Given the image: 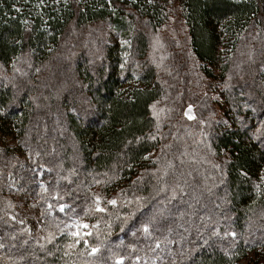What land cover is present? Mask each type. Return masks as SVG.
I'll return each instance as SVG.
<instances>
[{"label": "trees", "instance_id": "trees-1", "mask_svg": "<svg viewBox=\"0 0 264 264\" xmlns=\"http://www.w3.org/2000/svg\"><path fill=\"white\" fill-rule=\"evenodd\" d=\"M175 13L179 78L161 79L141 26ZM262 24L264 0H0V264H264ZM71 27L96 40L36 114L31 74Z\"/></svg>", "mask_w": 264, "mask_h": 264}, {"label": "rangeland", "instance_id": "rangeland-1", "mask_svg": "<svg viewBox=\"0 0 264 264\" xmlns=\"http://www.w3.org/2000/svg\"><path fill=\"white\" fill-rule=\"evenodd\" d=\"M98 28L97 26L93 27ZM92 28V29H93ZM143 28L144 33L146 34V37L149 42L150 46V53L148 55L149 59L156 60L153 62V65H158L157 63H160L164 69L163 72H161V79L163 76H166L167 73H171L169 77H171L174 80H177L179 77H175L173 74V71L167 70L169 66V58H172L175 56L176 51L173 49L174 45L179 46L180 41H183V24L179 17L178 13L173 14L166 24L165 28L159 31L153 32L150 29L145 28L143 25L141 26ZM107 31V30H106ZM113 32V31H112ZM90 33V30L88 28L86 29H76L74 27H71L68 31L67 35L64 38V43L62 44V49L60 52V55L55 58L53 62L48 64L46 66V70H42L40 73L31 74V78L36 82V86L32 85V80L30 76H28L27 72L26 74H19L15 75V77H11L9 81L12 82L15 86V89L21 90L23 87H20L21 82L28 83V85L35 86L36 96L41 95L42 96V102H45L43 105H39L36 107L35 113L40 114L42 113V108L48 103L49 100L48 97H45L46 94H51V96H55L54 92L59 91L62 92V88L66 85V83H69L72 79L73 73V62L75 58L74 50H76V46L82 47V44H94L92 41L96 40L94 37L88 36ZM106 33V32H105ZM115 33H111L109 36V39L111 42L113 41V38L115 37ZM117 36V35H116ZM253 43V45H251ZM246 45L248 46L249 51H253V46H258L259 51H256V58L264 55V24L256 28L252 33L249 41H246ZM247 46H244L245 48ZM86 47L87 54L94 51L95 46H84ZM184 50L185 47H183ZM179 50V49H178ZM166 51V54H165ZM168 52V53H167ZM183 52V50H182ZM245 52V51H244ZM258 59V58H257ZM187 62L189 69L193 68L194 61L191 59V56L188 54L187 56ZM152 64V63H151ZM26 64H20V66H25ZM240 68V65L232 70L233 74H236V71L238 72ZM25 70V69H24ZM3 73H5L2 69H0V83L5 84L3 79H6L4 77ZM192 77L194 78V75L192 74ZM158 78L159 82H161V79ZM8 80V79H7ZM23 85V84H22ZM30 89H33L31 87ZM182 86L179 84L176 87V90L178 93L181 91ZM192 89V88H191ZM65 93L62 94V96ZM60 96V95H59ZM61 96V97H62ZM61 99V98H60ZM169 102V100H168ZM56 106L59 105V97L56 98ZM166 101L160 102V104H157L156 106L152 107V112L157 115L159 110H162L164 104H166ZM71 144V143H70ZM72 146V144H71ZM21 156V155H20ZM214 165L216 167L221 166V161H214ZM10 186L12 189L17 190L20 183L16 180V178L13 175H10L9 177ZM99 208V205H98ZM29 229L30 231H33L34 225L31 223V221H28ZM83 225H87L85 222H72L70 227L73 230L74 233H78V235H86L88 234V227L85 228ZM243 264H251L249 260H245ZM253 264V263H252Z\"/></svg>", "mask_w": 264, "mask_h": 264}, {"label": "snow or ice", "instance_id": "snow-or-ice-1", "mask_svg": "<svg viewBox=\"0 0 264 264\" xmlns=\"http://www.w3.org/2000/svg\"><path fill=\"white\" fill-rule=\"evenodd\" d=\"M110 203H115V201H110ZM98 210L103 211V209H98ZM83 227L87 228L88 226H87V225H83ZM73 235H74V236H75V235H78V233H73ZM85 243H87L86 240H85ZM93 251L95 252L96 249H93Z\"/></svg>", "mask_w": 264, "mask_h": 264}]
</instances>
